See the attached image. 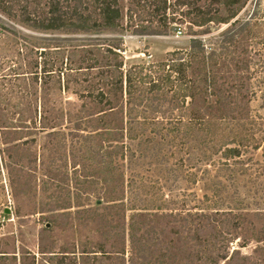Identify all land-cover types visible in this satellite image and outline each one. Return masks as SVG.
I'll return each instance as SVG.
<instances>
[{
    "label": "rangeland",
    "instance_id": "374dc122",
    "mask_svg": "<svg viewBox=\"0 0 264 264\" xmlns=\"http://www.w3.org/2000/svg\"><path fill=\"white\" fill-rule=\"evenodd\" d=\"M121 3L127 31L67 34L21 22L29 12L45 15L46 0H0V264H264V0H249L239 15L249 25L227 51L221 34L229 25L192 27L182 8L171 25L181 28L178 36L142 11L131 20L128 0ZM130 25L167 34L133 35ZM112 37L122 40L117 61L136 88L131 101L124 95L108 111L111 127L98 130L96 144L82 147L67 116L44 122V113L80 114L85 102L98 112L81 95L102 85V70L86 78L84 58L96 55L113 68L108 42L98 41ZM56 38L77 39L76 46L56 48ZM192 39L206 56L217 52L204 63L215 84L205 94L195 90V99L178 92L184 79L164 85L159 67L181 55L190 62ZM204 64L189 65L188 78L205 76ZM66 65L82 68L69 81L80 97L59 86L57 70ZM150 78L159 89H150ZM121 128L123 139L112 141ZM223 139L242 142L240 158L225 163Z\"/></svg>",
    "mask_w": 264,
    "mask_h": 264
},
{
    "label": "trees",
    "instance_id": "16d2710c",
    "mask_svg": "<svg viewBox=\"0 0 264 264\" xmlns=\"http://www.w3.org/2000/svg\"><path fill=\"white\" fill-rule=\"evenodd\" d=\"M207 1L208 3H204V0H173V3H171L170 0H128V12L131 13V20L133 19V13L142 11L148 18H150L151 22L157 20V22L161 23L162 25L167 26V24H170L169 26L171 27L177 17L175 14L176 11L182 10V8H184L185 10L180 11L181 16L184 18H188V22L192 27L196 26L198 28H203L208 27L211 24L229 25L228 29L223 31L221 34L223 38V45L221 46V49L227 51L229 48L226 45L235 42L236 38L240 34L245 32L246 27H248L249 25L248 22L242 23L241 19L239 18L240 13L243 11L249 0ZM46 9L47 11L42 17L30 16V12L29 14H23V20L21 22L25 26L30 27L35 31L64 32L67 34H117L128 30L124 27L125 9L121 3V0H46ZM182 20L183 19L181 18L178 21L183 22ZM129 28L133 35L138 36H163L167 34L166 31H158L156 29H152L148 26L143 25H130ZM170 30H175L177 32L178 30H181V28L176 29L174 27H171ZM2 32L3 29L0 28V37ZM207 32L209 31H206V33ZM91 40L92 39H88L87 42ZM76 41L77 39L73 38H56L53 39V44L56 45V48H62L63 46L74 47L76 46L74 45V42ZM98 41L108 42V47L106 49V52L108 53L106 57L107 62L110 55L115 57L113 59L115 60L113 68L108 67V65L105 63H102V60L96 57V55L90 54L88 56H85L84 58V61L90 64L87 69L88 73H86L88 77L86 78L92 79V74L89 73L91 72V70H99L98 74L102 70L101 77L104 79L102 83L103 86L101 84L97 87L91 86L89 89H87L86 95L85 93L84 95H81L84 96V98H90L92 102H94L95 106L99 108L98 112L96 113L95 111H91L90 109H88L85 102L83 103V105H81L82 110L80 114L75 113L73 109H69L67 115H64L61 110H55V107H51V109L48 111L46 108L43 118L44 122L47 121V118H49V116L52 118L53 122H59L60 120H63L65 116H67L69 122L73 123V127L71 128L70 132V134L73 136L72 140L75 141L77 139L79 142V139L81 138V142L83 143V145L80 146L82 147H85L86 144L89 143L96 144L98 130L111 127V125H109L110 123H108L109 116L106 115L108 111H110L111 113L115 108V102L119 101V99L123 100L124 95H126L128 100L131 101L136 88V80L133 79L134 74L128 71V73L124 75L123 71L121 70L123 63L122 61H117V57L119 58L120 55L116 50H119L121 48L122 40L118 37H112L98 39ZM190 46L192 53L190 59L191 63L189 61H186L181 55L174 59L171 58L168 62L159 64V67L163 72H166L164 78L161 79L164 85L172 88L174 87L176 81L184 79L186 89H182V86L180 85L178 92H180L181 90V92H183L184 90H188L185 92V96L195 99V90L197 91V93H199V95L202 93L205 94L207 93V90L210 88V86H212L211 84H215L207 77L208 74L212 73L211 71L208 72L207 67H205V60H210L212 62L213 60H215L217 52L213 50L209 55L206 56L203 43L199 39H192L190 41ZM178 54L179 53L174 52L171 55L172 57H175L178 56ZM201 63H205L204 65H202V68L200 70L206 73V75L197 78V81L189 79L187 76V69L189 65H197ZM109 65H111V63ZM45 68H47V66L43 67L45 74L52 73L46 71ZM103 68H108L105 70H113V72L115 73L113 79L112 77H109V71H104ZM140 68L141 71L143 69L150 70L151 66H141ZM81 69L82 68L79 66L73 67L72 65L61 67L60 69H58L57 71L59 73L58 80L60 88H62L63 90L68 89V91H71V94L77 96L79 94V91L76 90L77 87L71 86V82L69 81L70 77L72 76V72H80ZM61 75H66L65 80L67 81V83L63 84V86L61 84ZM36 80H38V73H36ZM149 86L153 91L160 88L158 82L152 80V78H150ZM175 93H177V91H175L174 94ZM219 99L220 97H218V100ZM219 103L221 104V100L219 101ZM95 115L98 116L95 117ZM119 121L122 122L123 118L118 120V122ZM123 137L124 134L122 128L118 132L111 134L112 141L119 142V140L123 139ZM179 141L183 142V139H180ZM234 143L239 144L236 146H231ZM240 143L242 144V142H237L236 139H231V141H229L228 139H223L222 143L220 144V150H222L223 152L222 156L225 159L226 164L229 160L241 157ZM121 150L123 152L125 151L123 145L122 147H115V151L112 153V155H116ZM96 153L99 156V163H103V161L106 159V157L104 156L103 148L100 147V149H97ZM104 181L106 182V185L111 182L109 175L104 177ZM130 187L134 188L135 185L131 184ZM111 190L113 191V188H111ZM117 192L118 191H114V194H118ZM98 199L100 200L101 197ZM5 216L8 217V215ZM47 223H50V221H48ZM46 229L49 230L47 226ZM4 257L6 256L0 255V260H2Z\"/></svg>",
    "mask_w": 264,
    "mask_h": 264
},
{
    "label": "built area",
    "instance_id": "2783aa9c",
    "mask_svg": "<svg viewBox=\"0 0 264 264\" xmlns=\"http://www.w3.org/2000/svg\"><path fill=\"white\" fill-rule=\"evenodd\" d=\"M177 35L179 36V35H182V30H178L177 31Z\"/></svg>",
    "mask_w": 264,
    "mask_h": 264
},
{
    "label": "water",
    "instance_id": "95a60500",
    "mask_svg": "<svg viewBox=\"0 0 264 264\" xmlns=\"http://www.w3.org/2000/svg\"><path fill=\"white\" fill-rule=\"evenodd\" d=\"M6 213H9V210H7Z\"/></svg>",
    "mask_w": 264,
    "mask_h": 264
}]
</instances>
